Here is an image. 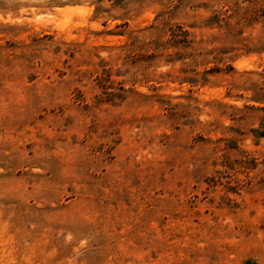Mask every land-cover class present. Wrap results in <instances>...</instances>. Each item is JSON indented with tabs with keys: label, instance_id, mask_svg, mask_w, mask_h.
<instances>
[{
	"label": "rangeland",
	"instance_id": "374dc122",
	"mask_svg": "<svg viewBox=\"0 0 264 264\" xmlns=\"http://www.w3.org/2000/svg\"><path fill=\"white\" fill-rule=\"evenodd\" d=\"M0 264H264V0H0Z\"/></svg>",
	"mask_w": 264,
	"mask_h": 264
}]
</instances>
